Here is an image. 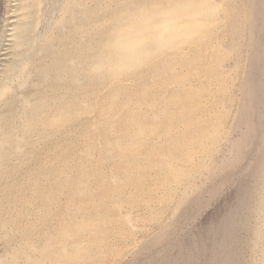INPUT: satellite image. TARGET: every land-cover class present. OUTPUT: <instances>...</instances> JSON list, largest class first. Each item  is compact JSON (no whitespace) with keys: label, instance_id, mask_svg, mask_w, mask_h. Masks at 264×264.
Returning a JSON list of instances; mask_svg holds the SVG:
<instances>
[{"label":"rangeland","instance_id":"obj_1","mask_svg":"<svg viewBox=\"0 0 264 264\" xmlns=\"http://www.w3.org/2000/svg\"><path fill=\"white\" fill-rule=\"evenodd\" d=\"M184 1L80 0V5L77 2L76 9L72 10L77 14L75 21L68 22L69 12L62 9L65 20L61 22L64 26L58 27L60 31L52 19L61 16L62 2L42 3L46 5L43 7L46 21L28 26L29 36L34 40L33 49L38 46L37 30L45 28L48 33V23L53 21V26L49 23L48 27L55 29L49 35L56 37L52 39L56 40L52 42L53 55L63 58L60 64L66 62L74 48L89 47L84 52L94 55L96 74L94 69L88 82L85 73H79L82 85L76 98L80 105L72 115L63 113L56 120L31 118L29 111L44 106L52 112L54 98L60 97V93L64 98L68 96L64 85L56 86L52 80L50 84L49 77L57 66L44 71L48 74L47 84L40 86H45L44 89L28 84L19 87L20 93L16 83L22 76L15 75L11 88L0 95V264L261 263L264 183L260 179L264 175V133L262 139L259 137L260 144L257 137V143L253 137L254 144H247L252 138L249 126L254 123L250 119L255 120L256 113L246 104L251 98L249 91L255 86L245 82L254 78L250 75L262 72L258 74L260 77L257 75L260 79L255 77V80L264 83L261 65L264 58L260 63L255 57L256 47L260 49L256 44L260 39L255 37L259 34L256 26L260 25L258 20H264L259 13H264V3L259 4V0L257 8L255 0L254 3L215 0L218 12L224 16L215 14L212 17L215 22L207 28L204 37H198L199 41L159 46L151 59L134 63L127 70L118 69L117 53L106 52L113 32L127 22L124 17ZM19 3L0 0V52H4L0 54V71L14 59L17 61L20 57L16 52L23 49L12 46L14 40L6 35L13 27L9 23L16 19ZM42 4L36 10L38 14L29 17V21L37 20ZM260 16L263 18L258 19ZM70 23H76L77 28L73 30ZM251 32L255 36L251 37ZM12 47L17 50L13 51ZM167 53H173L174 57ZM252 53L262 70H257ZM41 54L36 56H43L44 51ZM36 56L35 64L38 63ZM220 64L223 65L220 67ZM42 78L41 71L30 80L41 82ZM257 87L256 84V90ZM87 90L90 95H85ZM254 90L250 96L255 94ZM18 92L27 94L30 103L21 101ZM41 96L43 101L39 99ZM243 105L254 115L247 117L250 113ZM243 115L250 119L247 121ZM238 139L245 143L240 152L234 144ZM127 213L131 222L127 221ZM229 214L233 220L227 236ZM224 248L231 256L221 250ZM225 257L227 260L231 257V263Z\"/></svg>","mask_w":264,"mask_h":264},{"label":"bare ground","instance_id":"obj_2","mask_svg":"<svg viewBox=\"0 0 264 264\" xmlns=\"http://www.w3.org/2000/svg\"><path fill=\"white\" fill-rule=\"evenodd\" d=\"M18 2H20L19 3V5H18V7L15 9V17H16V19H14V20H9L10 22H12V23H9L10 25H12L13 27L12 28H9L11 31L10 32H8L6 35H9V37L10 38H12V41L14 40V43H12V46H20V47H22L23 49L21 50V51H17L16 53L19 55V56H17V57H20L17 61H15L14 62V60H13V63L11 62V63H9L8 65H7V67L5 68L4 66H3V68H5L4 70H1L2 71V75H1V73H0V95H2V94H4L8 89H10L11 88V86H10V82L13 80V77L15 76V75H20V76H22V80L21 81H19V83H16V85H17V88H18V91H19V87H21L22 88V86H24L25 87V85H27L28 86V84H31V85H33V87H36V86H43V84L42 83H45V84H47L46 83V78L48 77V74H47V72H44L45 70H46V68H50V67H53V66H57L56 67V69H55V71L53 72V75L51 76V77H49V78H51L50 79V84H51V80L53 81V83L55 82V85L56 86H60V85H64L65 87H66V89H65V92L66 93H68L67 95V97H65L64 98V96H63V93H60V94H62L60 97H56V98H54V101H53V104H52V106L50 107V108H52V107H54V108H52V112H50L49 111V109L48 108H45L44 106H40V107H37V108H35V110H33V111H29V113H30V117L31 118H38V119H47V118H49V120H56V119H58L59 118V116L61 115V114H63V113H66V114H68V115H72L73 113H74V110H75V108H77V106L78 105H80V101L79 102H77V98H76V92H77V90H78V88H79V85L81 86L82 84H81V82L79 81V78H78V75H79V73L82 71L83 73H85V78H87L89 81L88 82H90V79H91V77L94 75V69H95V67L97 66H95L94 64H95V61H94V55L92 54V53H86V52H84V51H87L88 49H89V47H86V48H80V49H76V48H74V50L72 51V54L70 55V57H68L67 58V60H66V62L64 63V64H60L62 61V59L63 58H60L59 56H56V55H53V48H54V46L55 45H53V43H54V41L56 42V40H52L53 39V37L55 36H52V35H49V32H52V30L53 29H55V27H56V29L58 28V27H62V26H64L63 24H61V22H63L64 20H65V18L63 17V14L64 13H62V9H63V12H69V15H68V17H67V20H68V22L70 21L71 22V20L72 21H75V20H73L74 18H75V16L77 15H74L75 13L74 12H72V10H73V8L75 7V5L77 4V2L78 1H80V0H78V1H76V0H60L61 2V4L63 5V8H61V7H59V9H60V11H61V13H60V15L61 16H58V18L56 19V18H54V19H52V20H54V22H53V24H55V27L53 28V27H51V28H53L52 30L51 29H49V23H51L50 25L51 26H53L52 25V22L51 21H49V23H48V26H47V28H48V33H46L47 32V30H46V32H45V28L44 29H41L42 31H39V30H37V33L35 34V36H36V40H37V48H35V49H33V46H32V44H33V42H34V40L31 38L32 36H29V33H28V29H29V27L28 26H30L31 25V23H33V22H36V21H39V22H42L43 20H45V17H47L45 14H44V8L43 7H46V5H43L45 2L47 3L48 1L47 0H31V2H26L27 0H17ZM218 1H220V0H217L216 2H218ZM261 1V3L259 2V0L257 1V0H255V5H257L256 7L258 8L259 6H258V2H259V4H262V3H264V0H260ZM44 2V3H43ZM88 2V1H87ZM215 2V0H185L184 2H180V3H176V2H174V3H172V5L171 6H168V7H166L165 6V8H162V7H154L153 9L151 8V9H148L147 11H146V13H139L138 15H128V16H126V17H124L125 19H126V23H125V25L123 26V27H119L118 28V30H115V32H113V36L111 37V41H110V45L106 48V52H111V51H114L115 53H117V55H116V58H117V67H118V69L120 70V71H123V70H127L128 68H129V66H131V65H133L134 63H140V62H142V61H145V60H149V59H151V55L152 54H154V52H156V50H154V49H158V48H160L159 46H161V47H164V46H173V45H176V44H178V43H181V42H184V41H193V40H196V39H198V37H204V33H205V31L207 30V28L208 27H211L212 25H213V22H215L214 21V19H212V17H214V15L216 14V15H221V16H224V14L222 15L220 12H218L219 10H218V8H217V6H216V4L214 3ZM247 2H251V3H254V0L253 1H247ZM43 3V4H42ZM80 3L81 2H78V4L80 5ZM151 3V2H150ZM229 3V2H228ZM250 3V4H251ZM40 4H42L41 6H42V9H41V12H40V15H39V17L37 18V20H30L29 21V17H32V16H34V15H36V10H37V8L40 6ZM77 4V5H78ZM232 4V3H231ZM248 5H249V3H248ZM247 5V6H248ZM264 5V4H263ZM263 5H260V6H262V8H263ZM17 6V5H16ZM83 6V5H82ZM157 6V5H156ZM251 6V8L253 7V5H250ZM81 6H77V8H80ZM86 7V6H85ZM148 7V6H147ZM152 7V6H151ZM232 7V6H231ZM254 9H255V6L253 7ZM75 9H76V7H75ZM74 9V10H75ZM88 9V8H87ZM147 9V8H146ZM253 9V10H254ZM260 9V8H259ZM58 10V9H57ZM56 10V11H57ZM91 10V9H90ZM250 10V9H249ZM252 10V9H251ZM257 10V9H256ZM59 10H58V12H60ZM89 11V10H88ZM107 11V10H106ZM259 11V10H258ZM12 12V11H11ZM253 12V11H252ZM264 12V11H263ZM57 13V12H56ZM83 13H85V12H83ZM82 13V15H83V17L85 16L84 14ZM87 14H88V12H86ZM85 13V14H86ZM250 13V12H249ZM254 13V12H253ZM255 13H257V12H255ZM254 13V14H255ZM260 13V15L261 14H263V17H264V13H262V11L261 12H259ZM14 14V13H13ZM38 14V13H37ZM66 14V13H65ZM141 14H142V16H141ZM144 14V15H143ZM258 14V13H257ZM81 15V16H82ZM65 16V15H64ZM87 16V15H86ZM249 16H251V14H249ZM258 16V15H257ZM262 16V15H261ZM259 17L258 19H260V18H263V17ZM13 17V16H12ZM15 17H13V18H15ZM82 17V18H83ZM89 17V16H88ZM235 18H236V16H234ZM238 18V17H237ZM237 18H236V22H238V20H237ZM46 19H48V18H46ZM83 19H85V18H83ZM109 19V18H108ZM249 19H251V18H249ZM256 19V18H255ZM257 19V20H258ZM243 20V19H242ZM261 20H263V19H261ZM46 21V20H45ZM82 21V20H81ZM103 21H105V19L103 20ZM114 21V20H113ZM253 21V20H252ZM256 21V20H255ZM80 22V21H79ZM239 24H241V21L239 20ZM251 22V21H250ZM250 22H248V23H250ZM257 22V21H256ZM258 22H260V25L258 26L257 25V23ZM258 22L256 23V25H252V27H254V26H256L257 28V30H258V32L256 33V34H258L257 36H255V33H253V32H255L256 31V29L254 30V28H252L251 27V25L250 26H248L249 27V29H253V32H251L250 33V36L251 37H253V36H255L257 39H259V43L257 42L256 44H259V46H260V49H258L257 47H256V49H257V55H256V52H255V48L253 49V52H255V57H258V59H259V61H260V63L262 62L261 60L264 58V38L262 37L263 36V34H264V20H263V22L262 21H260V20H258ZM3 23H4V21H3ZM65 23V22H64ZM110 23H112V22H110ZM253 23V22H252ZM255 23V22H254ZM253 23V24H254ZM70 24H72V29L73 28H77V24L75 23V25H73V23H70ZM79 24H81V22L79 23ZM83 24V23H82ZM89 25V24H88ZM236 25H238V24H236ZM235 25V26H236ZM5 26H7V25H5ZM71 26V25H70ZM69 26V27H70ZM82 26H84V25H82ZM1 27V26H0ZM45 27V26H44ZM85 27V26H84ZM90 27H92L91 26V24H90ZM46 28V29H47ZM66 28V27H65ZM220 28V27H219ZM236 28H237V26H236ZM238 28H240V27H238ZM38 29H40V28H38ZM59 29V28H58ZM64 29V28H63ZM62 29V30H63ZM85 28H82L81 30L83 31ZM94 29V28H93ZM50 30V31H49ZM65 30V29H64ZM74 30V29H73ZM87 30H88V28H87ZM236 30V29H235ZM239 30V29H238ZM237 30V31H238ZM240 30H241V28H240ZM59 31H60V29H59ZM77 31H79V30H76V32ZM251 31V30H250ZM260 31V32H259ZM261 31L263 32V34L262 35H260V33H261ZM0 32H1V30H0ZM71 32H73V31H71ZM84 32H85V30H84ZM239 32H242V30L241 31H239ZM248 32V31H247ZM64 33V32H63ZM80 33V32H79ZM79 33H77L78 35H79ZM82 33V32H81ZM88 33V32H87ZM234 33V32H233ZM244 33V32H243ZM52 34H54V32L52 33ZM71 34V33H70ZM85 34V33H84ZM93 34V33H92ZM239 35V33L238 32H236V33H234V35ZM252 34H254V35H252ZM64 35V34H63ZM73 35V34H72ZM249 35V34H248ZM263 38V39H261V37ZM4 36V35H3ZM80 36V35H79ZM88 36H89V33H88ZM68 37V36H67ZM71 37V36H70ZM69 37V38H70ZM74 37H75V35H74ZM84 37V36H83ZM240 37V36H239ZM249 37V36H248ZM54 38H56V37H54ZM64 38V37H63ZM86 38V37H85ZM237 38V37H236ZM250 38V37H249ZM249 38H247V39H249ZM60 39H61V37H60ZM68 39V38H67ZM90 39H92V38H90ZM240 39V38H239ZM252 39V38H251ZM254 39V38H253ZM2 40H4V39H2ZM5 40H11V39H5ZM59 40V39H58ZM63 40V39H62ZM70 40H71V38H70ZM83 40V39H82ZM260 40H261V42H260ZM262 40H263V42H262ZM61 41V40H60ZM59 41V42H60ZM73 41V40H72ZM197 41H199V39L197 40ZM196 41V42H197ZM51 42V43H50ZM53 42V43H52ZM81 42V41H80ZM234 42V41H233ZM236 42H237V40H236ZM248 42H250V41H248ZM62 43V42H61ZM184 43H186V42H184ZM213 43V42H212ZM253 43V42H252ZM262 43V44H261ZM5 44H8V42H6V43H3V45H5ZM10 44V43H9ZM60 44V43H59ZM229 44H231V43H229ZM242 44V43H241ZM248 44V43H247ZM250 44V43H249ZM248 44V45H249ZM256 44H254L253 43V45H256ZM57 45H58V43H57ZM240 45V44H239ZM252 45V44H251ZM59 46V45H58ZM93 46V45H92ZM232 46V45H231ZM238 46V45H237ZM250 46V45H249ZM258 46V45H257ZM70 47H71V45H70ZM184 47V46H183ZM191 47H192V45H191ZM222 47H225V46H222ZM228 46H226V48H227ZM251 46H250V48H252ZM13 48V47H12ZM17 48V47H16ZM15 48V50H14V48H13V51H16L17 49ZM60 48V47H59ZM58 48V50H60ZM72 48V47H71ZM181 48V47H180ZM240 48V47H239ZM4 49V48H3ZM21 49V48H20ZM19 49V50H20ZM228 49H229V47H228ZM237 49V48H236ZM184 50V49H183ZM42 51H44V55L43 56H36V55H40L41 53H42ZM63 51V50H62ZM68 51V50H67ZM168 51V50H167ZM259 51V52H258ZM10 52V51H9ZM64 52V51H63ZM104 52V51H103ZM158 52V51H157ZM165 52V51H164ZM250 52V51H249ZM4 52L2 51V52H0V54H3ZM16 53H14L15 55H16ZM59 53V52H58ZM57 53V54H58ZM66 53V52H65ZM64 54V53H63ZM167 54H169V53H167ZM166 54V55H167ZM250 54V53H249ZM254 53H252L251 54V56L253 55ZM9 55V54H8ZM42 55V54H41ZM67 55V54H66ZM99 55V54H98ZM165 55V54H164ZM170 55V54H169ZM169 55H167V60H168V56ZM173 55V56H172ZM172 55H170V56H172V57H174V54L172 53ZM178 55V54H177ZM183 55V54H182ZM12 56V55H11ZM26 56V57H25ZM34 56H36L37 57V60H38V63L37 64H35V63H33V59H34ZM65 56V55H64ZM96 56V55H95ZM181 56V55H180ZM6 57V56H5ZM16 57V56H15ZM48 57V58H47ZM105 57V56H104ZM176 58H177V56H175ZM248 57V56H247ZM254 57V55L252 56V58ZM255 57L252 59L253 61H255L256 59H255ZM240 58V57H239ZM248 58H250V55H249V57ZM17 59V58H16ZM36 59V58H35ZM162 59H165V57L164 58H162ZM235 59H236V62H237V60H238V56L237 57H235ZM234 59V60H235ZM257 59V60H258ZM97 60V59H96ZM102 60V59H101ZM217 60V59H216ZM256 60V61H257ZM31 61H32V63H31ZM100 61V60H99ZM240 61V60H239ZM250 61V60H249ZM255 61V63L257 64L258 63V61L256 62ZM9 62V61H8ZM100 62H102V61H100ZM234 62V61H233ZM108 63V62H107ZM151 63V62H150ZM219 63V62H218ZM222 63V62H221ZM240 63V62H239ZM249 63V62H248ZM247 63V64H248ZM254 63V64H255ZM263 63H264V60H263ZM261 64L262 66H263V68H264V64ZM109 64V63H108ZM111 64V63H110ZM166 64H168V63H166ZM224 64V63H223ZM223 64H220V67H221V65H223ZM253 64V65H254ZM212 65V64H211ZM232 65V64H231ZM230 65V66H231ZM235 65H237V64H235ZM261 65L259 64V66L261 67ZM99 66V65H98ZM106 67H108L107 65H105ZM168 66H170L171 67V65L170 64H168ZM248 67H250L249 65H247ZM255 66V65H254ZM254 66H252V68H255L256 66H257V70L258 69H261L262 70V68H260L259 66H258V64L254 67ZM113 68H114V66H112ZM111 67V68H112ZM223 67H225V66H223ZM227 67H229V65L227 66ZM259 67V68H258ZM1 68V67H0ZM105 68V67H104ZM108 68H110V66L108 67ZM2 69V68H1ZM223 69V68H222ZM248 69V68H247ZM255 70H256V68H255ZM260 70V71H261ZM0 71V72H1ZM42 71V81L41 82H38L37 80H34L33 79V81H31L30 79H31V77L34 75V74H38V73H40ZM249 71V70H248ZM252 71H254V69L252 70ZM251 71V72H252ZM43 72H44V75H43ZM221 72H222V70H221ZM225 72V71H224ZM254 72H257V71H254ZM114 73V72H113ZM261 74H262V72H260ZM260 73H258L257 72V75L258 74H260ZM95 74H96V69H95ZM251 74V73H250ZM255 74L256 73H254V75L252 74V75H250V77L251 76H253L254 78H250V79H253V80H251V83L249 82V80H248V82H247V80H246V82H245V80H243L245 83H248L249 85H254V86H252V87H254V95L253 96H250V94L252 95V91H249V97H251L250 98V103L248 102V103H246V104H248L247 106H248V109L251 111V109H253L251 112H253L254 114L256 113V116H255V120H254V118L252 119H250V118H248V119H250V122H251V120H253L254 121V123L252 124V126L250 125V123H248L247 122V125L249 124L250 126H249V128H250V130H249V132H248V129H247V132L249 133V135H251L250 137H252L251 139H249L250 141H247V144H248V142H250V143H252L251 142V140L252 139H254L253 137H255V139H256V137L258 138V141L260 140L259 139V137L261 138V136H262V134L264 133V92H263V88H264V83H262L261 81H259V82H257L256 80H255V77H257L258 79H260L259 77H260V75H256L255 76ZM46 76V77H45ZM249 76V75H248ZM264 76L262 75V78H263ZM243 78V77H242ZM21 79V78H20ZM247 79V78H246ZM49 80V79H48ZM94 80V79H93ZM263 80V79H262ZM45 81V82H44ZM87 81V80H86ZM252 81H253V83H255V84H253L252 83ZM18 82V81H17ZM79 82H80V84H79ZM88 82H86L87 84H88ZM263 82H264V80H263ZM49 83V82H48ZM243 84V85H245V87H246V84ZM19 84V85H18ZM256 84H257V86L259 87H257V89L258 90H256ZM31 85H29V86H31ZM242 85V84H241ZM46 86H48V85H46ZM86 86V85H85ZM88 86H90V84L88 85ZM45 87V86H44ZM44 87H40V90H41V88H43L44 89ZM51 87H52V85H51ZM244 87V86H243ZM16 89V88H15ZM14 89V90H15ZM26 89H28V88H26ZM29 89H30V87H29ZM47 89V88H46ZM263 89V90H262ZM35 90V89H34ZM247 90V89H246ZM249 90H251V89H249ZM30 91V90H29ZM33 91V90H32ZM242 91H243V89H242ZM14 92H16V91H14ZM20 92V91H19ZM18 92V93H19ZM27 92V91H26ZM64 92V93H65ZM248 92V91H247ZM18 93H17V95H18ZM21 93V92H20ZM19 93V95L20 96H18V97H21V101L23 100L26 104H28V103H30V102H27L28 100H29V98H28V96H27V94H24V95H21ZM27 93H29L30 94V92H27ZM42 93V92H41ZM65 93V94H66ZM246 93V92H245ZM245 93H243V94H245ZM33 94V93H32ZM85 95H90V91L89 90H87L86 91V93H85ZM246 95V94H245ZM66 96V95H65ZM6 97H8V96H6ZM28 99H27V98ZM87 97V96H86ZM94 97V96H93ZM23 98V99H22ZM43 98L44 97H39V99L41 100V101H43ZM53 98V97H52ZM58 99V100H57ZM19 100H20V98H19ZM38 100V99H37ZM20 101V102H21ZM52 101V100H51ZM23 103V102H22ZM33 103V102H32ZM24 104V103H23ZM243 104H244V102H243ZM84 105H85V100H84ZM88 105V104H87ZM86 106V105H85ZM91 106V105H90ZM244 106V105H243ZM246 106V105H245ZM244 106V107H245ZM247 106H246V108H244V109H247ZM5 107V106H4ZM223 107L224 108H226V104H225V106L223 105ZM30 108V107H29ZM248 109H247V111H248ZM181 110V109H180ZM250 111H248L247 113H250ZM28 112V111H27ZM243 112V111H242ZM246 113V114H247ZM252 113V114H253ZM20 114H22V111H21V113ZM24 114H26V112L24 113ZM76 114V113H75ZM244 115H246L245 113H243ZM252 114L250 113L249 115L247 114V117L249 116V117H251L252 116ZM253 114V115H254ZM243 115V116H244ZM251 115V116H250ZM240 116H241V114H240ZM23 117H25V119L27 118V116H23ZM112 117V116H111ZM109 118V117H108ZM113 118V117H112ZM241 118V117H240ZM244 119L246 118V116H244L243 117ZM21 119H23L22 117H21ZM24 119V120H25ZM28 119V118H27ZM26 119V120H27ZM60 119V118H59ZM242 119V118H241ZM247 119V118H246ZM248 119H247V121H248ZM24 120H21V121H24ZM243 120V119H242ZM26 122V121H25ZM25 122H24V124H25ZM31 122V121H30ZM240 122V121H239ZM26 123H28V121L26 122ZM22 125V124H21ZM23 126V125H22ZM245 127H247V126H245ZM244 127V128H245ZM25 128V127H24ZM248 128V127H247ZM70 129V128H69ZM68 129V130H69ZM14 129H12V131H13ZM245 130V129H244ZM10 131V130H9ZM242 131V130H241ZM69 132V131H68ZM247 132H245V133H247ZM64 133V132H63ZM244 133V134H245ZM8 134V133H7ZM11 134V133H10ZM230 134V133H229ZM245 135H248V134H245ZM243 136V135H242ZM226 137V136H225ZM239 138H243V137H239ZM244 138H246V136L244 137ZM243 138V139H244ZM247 138H248V136H247ZM227 139H228V137H227ZM232 139V138H231ZM262 139V138H261ZM234 140H237V139H234ZM239 140V139H238ZM227 141V140H226ZM231 141V140H230ZM256 141V143L258 142L257 141V139L255 140ZM234 142H236V141H234ZM246 142V141H245ZM253 142H254V140H253ZM230 143H232L233 144V141H231ZM249 143V144H250ZM234 144H236V147H239L238 149H236V147H235V149L236 150H242L240 147L241 146H243V145H245V143L243 144V140H239V141H237L236 143H234ZM233 144V145H234ZM252 144H254V143H252ZM258 144H260V141H259V143ZM232 145V146H233ZM263 145V144H262ZM255 146V145H254ZM259 146V145H258ZM248 147V146H247ZM246 147V148H247ZM123 148V147H122ZM245 148V149H246ZM256 148V147H255ZM263 148V147H262ZM254 149V148H253ZM124 150V149H123ZM239 151V152H240ZM238 152V153H239ZM253 152V151H252ZM237 153V152H236ZM241 154V153H240ZM252 154V153H251ZM237 155V154H236ZM239 155V154H238ZM189 157H192V158H194L192 155L191 156H189ZM234 157V156H233ZM166 158H168V157H166ZM190 159V158H189ZM257 159V158H256ZM259 159V158H258ZM169 160V159H168ZM224 160H226V159H224ZM232 160V159H231ZM165 162H167L166 161V159L164 160ZM263 163H264V160H263ZM169 164V163H168ZM221 164V163H220ZM254 164H255V161H254ZM223 165H224V163H223ZM227 165V164H226ZM228 165H230V164H228ZM233 165V164H232ZM189 166V165H188ZM262 166V165H261ZM225 167V166H224ZM253 167H255V165L253 166ZM229 168V167H228ZM249 168V167H248ZM255 169V168H254ZM255 171V170H254ZM264 171V170H263ZM180 172V171H179ZM178 172V173H179ZM183 172V171H182ZM249 172V171H248ZM255 172H257V171H255ZM174 173V172H173ZM256 174V173H255ZM175 179H176V177L175 176H173ZM255 178V177H254ZM254 180H256V179H254ZM260 180H262L263 181V183H264V175L262 176V178L260 179ZM189 187V186H188ZM198 187V186H197ZM196 187V188H197ZM190 188H191V186H190ZM195 188V189H196ZM199 188H201L200 186H199ZM245 189V188H244ZM248 189V188H247ZM193 190H194V187H193ZM197 190H199L198 188H197ZM243 190V189H242ZM257 190H258V188H257ZM253 191V190H252ZM251 191V192H252ZM244 192H245V190H244ZM191 193V192H190ZM193 193V192H192ZM195 193V192H194ZM247 193V192H246ZM261 193V192H260ZM245 194V193H244ZM243 194V195H244ZM248 194V193H247ZM184 195H186V194H184ZM181 196V195H180ZM190 196H191V194H190ZM247 196V195H246ZM184 197V196H183ZM186 197V196H185ZM192 197V196H191ZM243 197H245V196H243ZM250 197V196H249ZM254 197V196H253ZM181 198V197H180ZM246 198V197H245ZM181 200V199H180ZM183 200V199H182ZM185 200V199H184ZM186 200H187V198H186ZM243 201V200H242ZM180 202V201H179ZM263 202V201H262ZM242 205V204H241ZM118 206V205H117ZM247 206V205H246ZM245 206V207H246ZM264 206V205H263ZM259 208V207H258ZM120 209V208H119ZM261 209H263V208H261ZM260 209V211H262ZM235 210V209H234ZM259 209H257V211H258ZM240 211V210H239ZM263 211H264V209H263ZM230 212H232V211H230ZM255 212H256V210H255ZM130 214V213H129ZM261 214V213H260ZM262 214H264V213H262ZM127 215H128V213H127ZM127 215H123V216H126L127 217ZM236 215V214H235ZM229 216H230V214H229ZM228 216V218H229V220H228V222L226 223V231L228 232V234H226L227 236L228 235H230V227H231V223H232V220H233V218H232V214H231V216L229 217ZM242 216V215H241ZM256 216V215H255ZM254 216V217H255ZM235 217V216H234ZM238 217H240V216H238ZM261 217V216H260ZM264 217V216H263ZM227 218V219H228ZM127 219V218H126ZM132 220V219H131ZM238 220H240V219H238ZM262 220V219H261ZM127 221H130L129 220V215H128V219H127ZM244 221V220H243ZM258 221V220H257ZM257 221H255V222H257ZM263 221V220H262ZM131 222V221H130ZM129 222V223H130ZM234 222V221H233ZM128 223V222H127ZM238 223V222H237ZM241 223V222H240ZM252 223V222H251ZM257 224V223H256ZM259 224H261V223H259ZM134 225V224H133ZM234 225V224H233ZM261 226V225H260ZM133 227V226H132ZM135 227H137V226H135ZM253 227H254V225H253ZM263 227V226H262ZM168 228H169V226H168ZM232 228V227H231ZM258 228H259V226H258ZM131 229H133V228H131ZM223 229H224V227H223ZM255 229V228H254ZM134 230H135V228H134ZM165 231V230H164ZM163 231V232H164ZM233 231V230H232ZM232 231H231V233H232ZM235 231V230H234ZM166 232H167V230H166ZM166 232H165V234H166ZM168 233H170V232H168ZM173 233V232H172ZM224 233V232H223ZM235 233V232H234ZM251 233H253V232H251ZM164 234V233H163ZM233 234V233H232ZM253 234H255V232L253 233ZM167 235V234H166ZM165 235V236H166ZM225 235V234H224ZM259 235V234H258ZM264 235V234H263ZM125 236V235H124ZM160 236V235H159ZM169 236V235H168ZM232 236V235H231ZM231 236L229 237V239L231 238ZM255 236H257V235H255ZM123 237V236H122ZM163 237V236H162ZM161 237V238H162ZM167 237V236H166ZM165 237V238H166ZM254 237V236H253ZM158 238H160V237H158ZM160 238V239H161ZM228 238V237H227ZM236 238V237H235ZM259 238V237H258ZM263 238V237H262ZM157 239V238H156ZM169 239V238H168ZM232 239H234V238H232ZM158 240V239H157ZM255 240V239H254ZM156 241V240H155ZM158 241H160V240H158ZM229 241V240H228ZM238 242V241H237ZM257 242V241H256ZM155 243V242H154ZM153 243V244H154ZM215 243V242H214ZM220 244V243H219ZM235 244V243H234ZM215 245V244H214ZM231 245V244H230ZM261 245V244H260ZM237 246V245H236ZM264 246V245H263ZM214 247V246H213ZM216 247H217V244H216ZM223 247V246H222ZM217 248H219V247H217ZM217 248H214V250H216ZM221 248V247H220ZM230 248V247H229ZM228 248V249H229ZM261 248V247H260ZM63 250V249H62ZM213 250V249H212ZM222 251H224L225 250V248L224 249H221ZM251 250V249H250ZM260 250V249H259ZM64 251V250H63ZM217 251V250H216ZM218 251L219 252H221L220 251V249H218ZM254 251V250H253ZM264 251V250H263ZM218 252V253H219ZM225 252H226V250H225ZM229 252V251H228ZM228 252H226V254L228 255ZM239 252V251H238ZM10 253V252H9ZM215 253H217V252H215ZM263 253V252H262ZM221 254V253H220ZM230 254V253H229ZM256 254V253H255ZM185 255V254H184ZM216 255V254H215ZM262 255V254H261ZM211 256V255H210ZM217 256V255H216ZM224 256V255H223ZM229 256H231V255H228V257ZM186 257V256H185ZM189 257V256H188ZM213 257V256H212ZM237 257V256H236ZM193 258V257H192ZM199 258V257H198ZM226 258V260H227V257H225ZM82 259V258H81ZM187 259V258H186ZM200 259V258H199ZM223 259H224V257H223ZM231 260V257L230 258H228V260ZM259 259V258H258ZM257 259V260H258ZM188 260V259H187ZM192 260V259H191ZM201 260V259H200ZM212 260V259H211ZM225 260V261H226ZM228 260H227V262H228ZM230 260H229V262H230ZM233 260V259H232ZM246 260V259H245ZM261 260V259H260ZM259 260V261H260ZM193 261V260H192ZM198 261V260H197ZM177 262V261H176ZM189 261H187V263H188ZM195 262V261H194ZM210 262V261H209ZM208 262V263H209ZM261 262V263H260ZM259 263L260 264H264V254H263V256H262V260L260 261ZM225 263V262H224ZM231 263V262H230ZM234 263V262H233ZM190 264V263H189ZM192 264V263H191ZM194 264V263H193ZM227 264V263H226ZM234 264H236V262L234 263ZM238 264V263H237Z\"/></svg>","mask_w":264,"mask_h":264}]
</instances>
